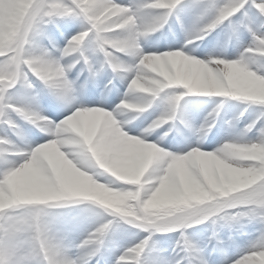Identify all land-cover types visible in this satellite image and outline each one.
<instances>
[{
    "label": "snow or ice",
    "instance_id": "1",
    "mask_svg": "<svg viewBox=\"0 0 264 264\" xmlns=\"http://www.w3.org/2000/svg\"><path fill=\"white\" fill-rule=\"evenodd\" d=\"M0 264H264V0H0Z\"/></svg>",
    "mask_w": 264,
    "mask_h": 264
},
{
    "label": "rangeland",
    "instance_id": "2",
    "mask_svg": "<svg viewBox=\"0 0 264 264\" xmlns=\"http://www.w3.org/2000/svg\"><path fill=\"white\" fill-rule=\"evenodd\" d=\"M174 30V29H173ZM174 31H176V30H174ZM220 30H218L217 32H219ZM181 34V33H180ZM216 34L215 33H213V35L212 36H209L208 37V39L209 40H212L213 39V37L215 36ZM187 37H186V35H183V37H180V41L182 42V41H184L185 39H186ZM247 42V41H246ZM201 44L203 43V42H200ZM233 51V49H232V47H229V52H232ZM239 49H237L236 50V52H235V55H239ZM234 58V57H233ZM220 99H222V98H219V99H215L214 101H216V102H219L220 101ZM215 102V103H216ZM240 103H243V105L241 104L240 105ZM225 104H226V108H227V111H228V115L229 116H231L232 118L233 117H238L239 119H240V125H238V127H237V129H235V130H233V132H232V135H234L235 134V132L236 131H238L239 129H243L245 126H246V124L247 123H249V122H251V120L252 119H254V111H253V109H251V108H249V110H248V112H246V113H244L242 116H241V111L243 110V108L246 106L245 104H244V102H225ZM216 105V104H215ZM215 105H214V103H213V105H212V108H214L215 107ZM161 134H164V131H161ZM226 141H228V140H225V139H221V140H219L218 139V137H215L214 136V138H212V137H209V138H207L205 141H204V145H205V147H207V145L209 144V143H211L212 144V148H209L208 150H212L213 148H216V147H219V146H221L224 142H226ZM221 223H223V222H221ZM211 226H210V224H203V225H198V226H195V227H193L192 229H189L188 231L189 232H191V233H194V234H199V233H201L202 231H204L205 229H209ZM249 231H251V228H249L248 229ZM228 232V230L227 229H223L222 231H221V236L223 237V238H225V239H227V236H226V233ZM173 237H175V236H177L178 235V233H174V234H171ZM235 236H236V239L237 240H239V241H243V242H247L248 240H249V237L248 236H244V235H241L239 232H236L235 233ZM161 239H163V238H161Z\"/></svg>",
    "mask_w": 264,
    "mask_h": 264
},
{
    "label": "bare ground",
    "instance_id": "3",
    "mask_svg": "<svg viewBox=\"0 0 264 264\" xmlns=\"http://www.w3.org/2000/svg\"><path fill=\"white\" fill-rule=\"evenodd\" d=\"M162 33V31L161 32H159V33H154V34H150L148 37H146V38H143V46L144 47H147L148 45H150L153 41H158L161 45H164L163 43H162V38H160V35L159 34H161ZM184 34V33H183ZM185 35V34H184ZM166 43H168V42H166ZM122 89H121V93H122ZM50 99H51V102H52V105L53 104H55L56 103V101L54 100V99H52L51 97H50ZM186 100H188L189 98H185ZM116 103H119L120 102V98H117L116 99V101H115ZM195 103L196 104H198L199 106H200V110H199V113H198V117H197V119H196V121H195V123L197 124V125H199L200 123H202L203 122V120L205 119L204 118V115H206L205 114V112H206V107H204L202 104V102H201V100H200V98L199 99H197V100H195ZM189 107H191V106H189ZM134 112V110H132V109H129V110H127V114L128 115H131L132 113ZM224 114H227V113H225V112H223ZM146 114V113H145ZM146 115H148V113L146 114ZM226 116V115H225ZM206 117V116H205ZM225 120H223V122H220V123H218L217 124V129L219 128V130H224V128H225V122H224ZM129 127H131V125H128ZM146 126V125H145ZM213 129V128H212ZM231 129L232 128H228V130L229 131H231ZM226 131V130H225ZM153 135H155V132L153 131ZM233 138V136H229V137H224V136H219L218 137V139L219 140H221V139H225V140H230V139H232Z\"/></svg>",
    "mask_w": 264,
    "mask_h": 264
}]
</instances>
